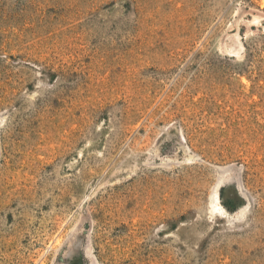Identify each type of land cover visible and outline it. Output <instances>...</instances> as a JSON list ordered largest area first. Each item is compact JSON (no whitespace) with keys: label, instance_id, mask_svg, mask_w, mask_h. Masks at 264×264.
Returning <instances> with one entry per match:
<instances>
[{"label":"rangeland","instance_id":"1","mask_svg":"<svg viewBox=\"0 0 264 264\" xmlns=\"http://www.w3.org/2000/svg\"><path fill=\"white\" fill-rule=\"evenodd\" d=\"M0 264H264V0H0Z\"/></svg>","mask_w":264,"mask_h":264}]
</instances>
